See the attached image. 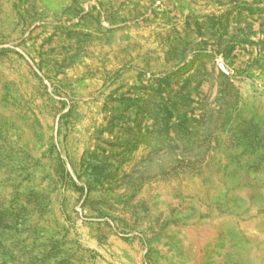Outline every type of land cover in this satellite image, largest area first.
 <instances>
[{"label": "rangeland", "instance_id": "1", "mask_svg": "<svg viewBox=\"0 0 264 264\" xmlns=\"http://www.w3.org/2000/svg\"><path fill=\"white\" fill-rule=\"evenodd\" d=\"M0 264H264V0H0Z\"/></svg>", "mask_w": 264, "mask_h": 264}]
</instances>
